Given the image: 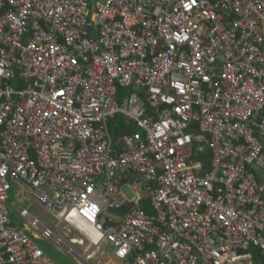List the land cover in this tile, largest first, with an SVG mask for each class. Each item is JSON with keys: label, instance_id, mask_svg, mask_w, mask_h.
<instances>
[{"label": "built area", "instance_id": "1", "mask_svg": "<svg viewBox=\"0 0 264 264\" xmlns=\"http://www.w3.org/2000/svg\"><path fill=\"white\" fill-rule=\"evenodd\" d=\"M263 159L264 0H0V264H56L16 185L59 247L30 208L122 264H257Z\"/></svg>", "mask_w": 264, "mask_h": 264}, {"label": "rangeland", "instance_id": "2", "mask_svg": "<svg viewBox=\"0 0 264 264\" xmlns=\"http://www.w3.org/2000/svg\"><path fill=\"white\" fill-rule=\"evenodd\" d=\"M16 189L17 188H15L12 193L13 198H15L13 199V201H15V205L11 206L9 204L11 221L15 225H18V227L20 228H24L25 225H27V227L29 228L28 222L20 217L19 211L20 208L26 207V205H28V202L26 204L23 203L24 199L23 197L21 199L20 194L16 195ZM19 192L21 193V190ZM25 195L26 198L29 197L28 190L25 191ZM23 204L24 206H22ZM30 213L33 217L39 219L43 226L49 228L53 232L56 231V236L64 241L65 245H61L60 247L57 246L55 244V241L52 240H44L42 238L41 242L36 241V244L41 249L43 248L49 251H53L54 254L51 255L54 256L58 261H60V264H119L118 262L113 260L110 248H107L105 246L93 248L87 241L83 240L82 236L78 234V232L72 231L70 228L66 227L68 230L72 231V233L70 234V236L72 237L69 238V234H66V230H57L58 221H56L51 215H44L42 211L36 207L30 208ZM71 238L82 239L84 245L79 246V248L78 245L75 246L71 244ZM66 247L71 248L75 252V254L69 253V249H65Z\"/></svg>", "mask_w": 264, "mask_h": 264}, {"label": "trees", "instance_id": "3", "mask_svg": "<svg viewBox=\"0 0 264 264\" xmlns=\"http://www.w3.org/2000/svg\"><path fill=\"white\" fill-rule=\"evenodd\" d=\"M136 130V126L134 125H126L123 118L118 116L115 119H113L110 123V131L114 138H118L124 134L133 133ZM145 209L147 212L151 213L152 210L150 208V204L148 202L145 203ZM46 252V251H45ZM47 253V252H46ZM253 253L255 256V261L257 264H264V252L260 249H253ZM48 254V253H47ZM53 260L56 262V264H60V261H58L56 258L52 257Z\"/></svg>", "mask_w": 264, "mask_h": 264}, {"label": "crops", "instance_id": "4", "mask_svg": "<svg viewBox=\"0 0 264 264\" xmlns=\"http://www.w3.org/2000/svg\"><path fill=\"white\" fill-rule=\"evenodd\" d=\"M258 175H259V177H260V181H264V159H263V162L261 163V165H260V172L258 173ZM15 188H17L16 190H15V193H16V195H18V194H20V197H21V199H22V197H23V199H24V201H23V203L24 204H26L27 202H28V200H29V197L28 198H26V195H25V190H22V188H20L19 186H14L13 187V189L11 190V192H10V200H9V204L11 205V206H14L15 205V201H13V199H15V198H13V196H12V193H13V190L15 189ZM21 190V193L19 192L20 190ZM24 204L22 205V206H24ZM28 206H29V202H28V205H26V207H22V208H20L19 209V211L21 210V209H27L28 208ZM35 207H37V206H35ZM38 208V207H37ZM39 210H41L40 208H38ZM43 214H44V212H42ZM41 222V221H40ZM15 225V224H14ZM17 227H18V225H16ZM20 228V227H19ZM25 229H27V230H29V233L31 234V236L33 237V238H35L34 237V235H36V236H38L39 238H35L36 239V241L37 242H41L42 241V238L40 237V235H39V233H37L36 231H34L31 227H27V225H25V227H24ZM24 228H21V229H24ZM62 229H64V228H62ZM64 230H66V234H69V238L70 237H72V236H70V234L72 233V231H68V229H64ZM61 231V230H60ZM75 231V230H74ZM77 232V231H76ZM79 234V233H78ZM83 238V237H82ZM45 240V239H44ZM74 240H76V241H83L84 240V238H83V240L82 239H75V238H71V241H74ZM85 241H86V239H85ZM63 243H64V241H63ZM71 244H73L72 242H70ZM65 244V243H64ZM77 244H79L78 245V247L79 246H82L80 243H78L77 242ZM77 244H73V245H75V246H77ZM80 248V247H79ZM43 249V248H42ZM43 250H45L47 253H48V255L49 256H51V257H54V256H52L51 254H54L53 253V251H49V250H46V249H43ZM111 252H112V258H113V260H115L116 262H118L119 264H120V262L114 257V254H113V251H112V249H111ZM62 254V253H61ZM55 258V257H54ZM122 264V263H121Z\"/></svg>", "mask_w": 264, "mask_h": 264}, {"label": "bare ground", "instance_id": "5", "mask_svg": "<svg viewBox=\"0 0 264 264\" xmlns=\"http://www.w3.org/2000/svg\"><path fill=\"white\" fill-rule=\"evenodd\" d=\"M80 228L81 230L84 232V233H87V234H92V231L89 229V228H86L85 226L83 225H80ZM75 244H77V242H75ZM81 244V243H80ZM82 245V244H81ZM92 251V250H91Z\"/></svg>", "mask_w": 264, "mask_h": 264}]
</instances>
